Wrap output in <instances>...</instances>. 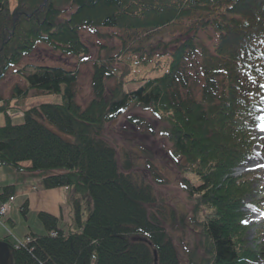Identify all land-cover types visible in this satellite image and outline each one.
Wrapping results in <instances>:
<instances>
[{"label":"trees","instance_id":"1","mask_svg":"<svg viewBox=\"0 0 264 264\" xmlns=\"http://www.w3.org/2000/svg\"><path fill=\"white\" fill-rule=\"evenodd\" d=\"M183 21L184 40L150 39L149 33ZM97 28L146 33L149 44L123 47V59L158 53L169 57L168 68L126 90L129 66L117 70L106 47L93 64L92 97L84 106L76 100L74 70L17 69L25 88L15 85L11 100L0 95V167L42 172L43 189H67L72 224L64 230L56 217L39 212L44 235L30 232L18 246L3 239L12 264H153V252L156 264H181L167 227L184 229L187 223L198 236L186 251L187 264L256 263L259 252L246 245L244 221L249 210L264 211L256 189L264 174L259 180L254 172L235 173L255 159L256 146L264 149V138L255 135L264 97V0H0V81L39 44L65 56H86L81 32ZM29 93L60 101L31 106L20 112L21 123H12L3 105ZM130 110L148 112L163 124L168 157L191 205L188 215L179 217L159 202L149 183L134 179L129 157L119 165L104 141L106 127ZM130 121L151 129L142 119ZM13 190L3 188L0 204ZM249 196L257 200L247 204ZM20 211L26 215V202Z\"/></svg>","mask_w":264,"mask_h":264},{"label":"rangeland","instance_id":"2","mask_svg":"<svg viewBox=\"0 0 264 264\" xmlns=\"http://www.w3.org/2000/svg\"><path fill=\"white\" fill-rule=\"evenodd\" d=\"M15 0H11L14 5ZM188 21L176 24L175 27L169 26L151 34L150 39L155 36L154 43L158 41L168 42L176 37L185 39V27ZM148 35V33H147ZM81 36L88 46V54L83 57L65 56L58 52H53L46 46L39 44L35 50L28 56L24 57L17 67L9 70L6 77L0 81V95L4 100H11L12 88L15 85L25 88L24 82L20 80L17 69L25 65H51L61 66L66 69L74 70L78 74L76 86V100L84 106L92 97L91 74L93 64L106 55V47L110 48V54L113 56V63L117 70L123 69L127 62L129 71L125 76V89L132 90L137 88L141 82L140 79H148L161 76L168 68L167 55L158 53L148 54L143 52L141 55H134L128 61L123 59L121 50L123 47H135L138 45H147L150 39L146 38V33H127L122 31L107 30L106 28L84 29ZM125 40V43L122 40ZM153 43V44H154ZM194 66L190 69L192 79H196ZM116 77L108 80L112 84ZM59 96L37 95L31 93L25 99H19L16 103H11L7 107V114L14 124L22 122L21 113L25 109L42 102L59 103ZM15 104V105H14ZM12 107V109H11ZM261 116H264V97L262 100ZM132 118L142 119L151 126V129L142 125H136L131 122ZM5 124V114L0 112V126ZM161 121L148 112L140 110H130L119 117L106 127L103 135L104 141L112 146L117 155L119 165L120 160L127 155L132 163L131 174L135 180L143 179L149 183L159 200L167 207L175 208L177 215L186 216L190 211V202L179 186L178 176L175 164L168 157L170 145L167 139L162 135ZM257 138H264V132L255 131ZM257 156L255 159L248 160L245 166L238 169L235 177L241 175H251L255 173L259 180H262L264 174V149L255 147ZM153 173L159 175V178L153 176ZM42 172H18L12 167H0V193L4 187H13L14 195L7 201L10 209L7 214L0 219V240L7 239L12 245L22 242L28 233L35 235H44L46 233L42 224L37 218L39 212H44L57 218L58 225L68 230L72 224V214L69 205V193L65 188L60 189H43L41 187ZM258 186V185H256ZM256 188V187H254ZM261 198L264 199V184L257 187ZM257 200L249 196L246 203L250 204ZM260 199V197L258 198ZM27 203V213L22 215L20 208L22 204ZM248 214V231L245 236L246 245L254 248L259 252V259L254 264H264V243L260 244V232L264 234V211L249 210ZM176 244L181 264H187L188 256L186 251L191 252V248L197 240L196 229L187 223L186 228L181 226L167 227ZM258 230V231H257ZM260 231V232H259ZM264 236V235H263ZM264 241V240H263ZM187 249V250H186ZM197 255L200 253L197 251Z\"/></svg>","mask_w":264,"mask_h":264},{"label":"water","instance_id":"3","mask_svg":"<svg viewBox=\"0 0 264 264\" xmlns=\"http://www.w3.org/2000/svg\"><path fill=\"white\" fill-rule=\"evenodd\" d=\"M153 256H154V259H153L154 263L153 264H156L157 258H156L155 252H153ZM4 262L6 264H12L11 263V254H10L8 243L0 240V264L4 263Z\"/></svg>","mask_w":264,"mask_h":264},{"label":"snow or ice","instance_id":"4","mask_svg":"<svg viewBox=\"0 0 264 264\" xmlns=\"http://www.w3.org/2000/svg\"><path fill=\"white\" fill-rule=\"evenodd\" d=\"M262 88H264V85H261ZM261 123L258 125V130L264 132V117L259 118ZM260 167H264V165H260ZM244 223H247V221H244Z\"/></svg>","mask_w":264,"mask_h":264},{"label":"built area","instance_id":"5","mask_svg":"<svg viewBox=\"0 0 264 264\" xmlns=\"http://www.w3.org/2000/svg\"><path fill=\"white\" fill-rule=\"evenodd\" d=\"M7 209H8L7 205H1L0 206V217L6 213Z\"/></svg>","mask_w":264,"mask_h":264},{"label":"bare ground","instance_id":"6","mask_svg":"<svg viewBox=\"0 0 264 264\" xmlns=\"http://www.w3.org/2000/svg\"><path fill=\"white\" fill-rule=\"evenodd\" d=\"M1 264H6V263L4 262V263H1Z\"/></svg>","mask_w":264,"mask_h":264}]
</instances>
